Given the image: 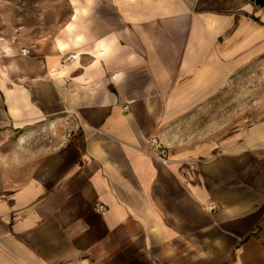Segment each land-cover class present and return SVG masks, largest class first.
<instances>
[{
  "label": "crops",
  "instance_id": "obj_1",
  "mask_svg": "<svg viewBox=\"0 0 264 264\" xmlns=\"http://www.w3.org/2000/svg\"><path fill=\"white\" fill-rule=\"evenodd\" d=\"M64 1L0 10V264H264V6Z\"/></svg>",
  "mask_w": 264,
  "mask_h": 264
},
{
  "label": "rangeland",
  "instance_id": "obj_2",
  "mask_svg": "<svg viewBox=\"0 0 264 264\" xmlns=\"http://www.w3.org/2000/svg\"><path fill=\"white\" fill-rule=\"evenodd\" d=\"M0 10L9 17L14 27H24L27 39L35 42L49 38L53 27L57 29L68 21L70 6L64 0H2ZM257 84L264 82L250 80L249 89H256ZM231 101L233 106L239 105L240 95L233 96ZM257 101L258 98L256 100L250 95L249 103L256 104Z\"/></svg>",
  "mask_w": 264,
  "mask_h": 264
},
{
  "label": "built area",
  "instance_id": "obj_3",
  "mask_svg": "<svg viewBox=\"0 0 264 264\" xmlns=\"http://www.w3.org/2000/svg\"><path fill=\"white\" fill-rule=\"evenodd\" d=\"M21 56L23 57H28L31 55V50L30 49H27V48H22L21 52H20ZM125 110H128L129 107H125L124 108ZM151 147L153 149V151L162 159L166 158L167 157V149L164 148L162 146V144L159 142L158 139H152L151 140ZM211 210H214L215 209V206H210ZM100 209H103V207H101Z\"/></svg>",
  "mask_w": 264,
  "mask_h": 264
},
{
  "label": "water",
  "instance_id": "obj_4",
  "mask_svg": "<svg viewBox=\"0 0 264 264\" xmlns=\"http://www.w3.org/2000/svg\"><path fill=\"white\" fill-rule=\"evenodd\" d=\"M256 5L263 7L264 6V0H256Z\"/></svg>",
  "mask_w": 264,
  "mask_h": 264
}]
</instances>
